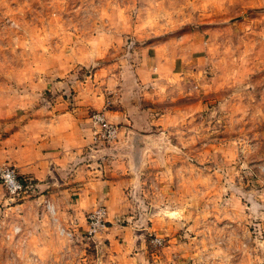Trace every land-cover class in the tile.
Returning a JSON list of instances; mask_svg holds the SVG:
<instances>
[{
  "label": "rangeland",
  "instance_id": "374dc122",
  "mask_svg": "<svg viewBox=\"0 0 264 264\" xmlns=\"http://www.w3.org/2000/svg\"><path fill=\"white\" fill-rule=\"evenodd\" d=\"M0 166V264H264V0H0Z\"/></svg>",
  "mask_w": 264,
  "mask_h": 264
},
{
  "label": "crops",
  "instance_id": "0c3cea01",
  "mask_svg": "<svg viewBox=\"0 0 264 264\" xmlns=\"http://www.w3.org/2000/svg\"><path fill=\"white\" fill-rule=\"evenodd\" d=\"M39 138L40 141L37 140L35 144L37 149L32 153V164L21 166L19 173L29 175L28 177L32 179L33 184L49 188L50 190L55 188L70 189L71 187L74 188V184L82 187V190L90 184L93 186L94 182L79 183L76 173L66 171V176L62 173L63 170L60 166L65 163L66 160L64 158L67 155H64V151L57 148L56 138L45 134L40 135ZM71 167L74 170V167ZM85 197L88 202H92L91 192L86 194Z\"/></svg>",
  "mask_w": 264,
  "mask_h": 264
},
{
  "label": "built area",
  "instance_id": "2783aa9c",
  "mask_svg": "<svg viewBox=\"0 0 264 264\" xmlns=\"http://www.w3.org/2000/svg\"><path fill=\"white\" fill-rule=\"evenodd\" d=\"M93 123L97 126L95 132L96 140H113L116 136V129L110 125L104 117L96 114L92 118ZM28 178H23L13 167L0 166V184L5 188L11 198H17L24 194L29 182ZM106 212L103 208L98 207L95 211L87 214L85 218L87 234H95L96 232L106 228Z\"/></svg>",
  "mask_w": 264,
  "mask_h": 264
}]
</instances>
